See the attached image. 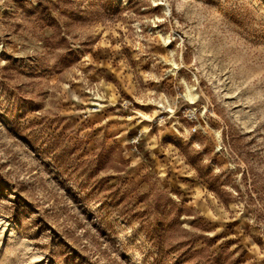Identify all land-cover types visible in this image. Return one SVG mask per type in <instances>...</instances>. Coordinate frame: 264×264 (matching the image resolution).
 Masks as SVG:
<instances>
[{
	"label": "rangeland",
	"instance_id": "obj_1",
	"mask_svg": "<svg viewBox=\"0 0 264 264\" xmlns=\"http://www.w3.org/2000/svg\"><path fill=\"white\" fill-rule=\"evenodd\" d=\"M0 264H264V0H0Z\"/></svg>",
	"mask_w": 264,
	"mask_h": 264
},
{
	"label": "bare ground",
	"instance_id": "obj_2",
	"mask_svg": "<svg viewBox=\"0 0 264 264\" xmlns=\"http://www.w3.org/2000/svg\"><path fill=\"white\" fill-rule=\"evenodd\" d=\"M191 99H194V97L191 96Z\"/></svg>",
	"mask_w": 264,
	"mask_h": 264
}]
</instances>
